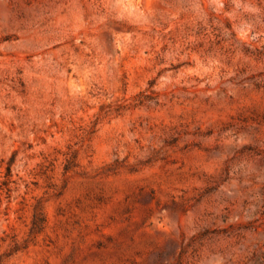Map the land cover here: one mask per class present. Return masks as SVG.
Returning <instances> with one entry per match:
<instances>
[{
    "label": "rangeland",
    "instance_id": "374dc122",
    "mask_svg": "<svg viewBox=\"0 0 264 264\" xmlns=\"http://www.w3.org/2000/svg\"><path fill=\"white\" fill-rule=\"evenodd\" d=\"M0 264H264V0H0Z\"/></svg>",
    "mask_w": 264,
    "mask_h": 264
}]
</instances>
